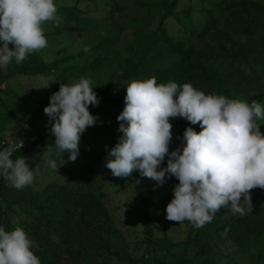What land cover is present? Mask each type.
<instances>
[{
	"label": "trees",
	"instance_id": "trees-1",
	"mask_svg": "<svg viewBox=\"0 0 264 264\" xmlns=\"http://www.w3.org/2000/svg\"><path fill=\"white\" fill-rule=\"evenodd\" d=\"M84 1L94 4V10L82 9L79 5L56 6L59 23L43 22L45 38L79 34L87 27L93 28L101 18L99 4L107 6L103 19L109 26L98 38L86 41L79 53L68 59L60 57L45 62L43 70L34 69L31 73L51 80L62 69L66 73L64 80L69 81L83 77L88 69L93 74L102 72L107 65L111 71L104 77L105 84L97 82L94 87L99 103L88 106L89 112L97 117L96 123L81 134L75 161L68 160L67 152L57 155V169L50 168L46 173L57 174L58 180L42 177H46L42 166L44 152L48 147H55L52 134L40 141L39 150L32 147L23 150L29 153L26 162L33 171V181L16 189L19 199H5L0 190V226L6 231L20 227L30 239L31 250L40 264H264V205L257 202L262 188L249 190L250 211L246 206L241 215L224 206L202 227L190 223L183 240H173L165 231L160 238L154 232L152 213L164 203L161 200L163 204L156 202L151 206L143 180L136 176L132 180L131 199L141 213L139 243L144 245L143 255L138 257L120 251V231L106 205V194L96 183L107 152L122 135L118 131L121 122L116 117L124 106L125 87L132 80L155 77L157 84L191 83L205 94L259 101L264 96V19L259 14L253 17L243 11L236 0ZM257 2L264 7V0ZM225 17L230 21L226 27L221 23ZM192 18L203 20L194 32L189 28ZM168 19L175 20L179 35L189 33L191 37L180 40L178 36H171L165 26ZM215 27L231 38L233 45H218L216 41L212 45L214 50L191 51V46L202 45L201 31L207 34ZM247 27L257 33L248 36L244 32ZM121 35L125 36L122 40ZM68 60L75 62L65 66ZM24 74V68H17L7 77ZM0 93L11 100L10 105H2L3 109L13 116L28 118L30 123L43 116L51 96L39 93L44 99L32 108L27 104L31 93L17 96L3 88ZM170 123L169 151L182 143L185 127L200 131L199 124L190 125L180 117L170 118ZM257 123L264 134V120ZM166 161L167 157L161 167L166 166ZM36 176L41 178V183L35 181ZM177 247H181V255L175 252ZM189 247L196 249L190 258L185 255Z\"/></svg>",
	"mask_w": 264,
	"mask_h": 264
},
{
	"label": "clouds",
	"instance_id": "clouds-1",
	"mask_svg": "<svg viewBox=\"0 0 264 264\" xmlns=\"http://www.w3.org/2000/svg\"><path fill=\"white\" fill-rule=\"evenodd\" d=\"M59 19L55 0H0V69L45 48L42 24ZM125 88L124 106L116 117L122 135L104 160L113 176L129 177L136 170L157 186L167 176L175 177L178 183L166 205V219L187 220L197 228L224 206L241 215L246 206L251 210L249 190L264 189V134L257 123L264 120V104L205 94L191 83L157 84L155 77L134 79ZM98 103L91 80L84 77L60 83L49 97L43 112L55 151L67 152L69 161L77 158L81 134L96 123L88 106ZM176 117L199 124L200 131L185 127L182 143L169 151L170 118ZM21 147L20 142L0 149V178L18 190L33 181L25 158H10ZM53 152L48 147L44 156L46 165L56 170ZM0 264H40L20 227L6 231L0 226Z\"/></svg>",
	"mask_w": 264,
	"mask_h": 264
},
{
	"label": "rangeland",
	"instance_id": "rangeland-1",
	"mask_svg": "<svg viewBox=\"0 0 264 264\" xmlns=\"http://www.w3.org/2000/svg\"><path fill=\"white\" fill-rule=\"evenodd\" d=\"M235 2L242 8L243 11L251 13L253 17L255 14H259L260 17L264 19V7L262 4L258 3L257 0H236ZM55 4L56 6L79 5L82 9L84 8L89 11H93L95 7L94 4L92 5L91 3H88L84 0H55ZM99 9L101 18L98 19L97 23L95 21L96 27H87L89 29L85 28L84 31L79 34L65 33L57 37H47V46L45 48L39 51H34L30 54H26L25 59L20 63H16L13 60L9 65L0 69V88L8 90L9 92L11 91L12 94L17 96H24L26 93H31L32 95L27 98V104L34 108L37 106L39 100L44 99V97L39 95V93H46L45 95H50L58 90L60 83L70 84L78 81L81 77L75 78L74 80L71 79L69 81L64 80L66 73H64L62 69L59 70L57 75L52 76L53 78L51 80L49 78L46 79V77L43 75H35L31 73V71L34 69L43 70V63H50L60 57L68 59V56L79 53L86 41L98 38V35L101 33V31L106 30V28L109 26L108 21L103 19L107 10V6L99 4ZM192 19L193 23L189 26V28H191L190 31L194 32L196 26H199L203 20L196 21L194 18ZM235 21H237V19H235ZM221 23L226 27L230 24V21L225 17L224 19L221 18ZM113 25L115 28H117L116 24ZM165 26L171 36H178L180 40L183 38L189 39L191 37V34L189 33H186L185 35H179V26L173 19L166 20ZM42 29L44 32L45 28L43 26ZM244 32L248 36L252 37L257 33L248 27L245 28ZM123 33L130 32L124 31ZM208 33L204 34L201 31L200 34H203V36L199 35V38L202 45L191 46V51H194L198 48H210V50H214L212 45L213 43H217L216 41H219L218 45L223 44L227 47H231L233 45L232 39L224 36L225 34L222 33L219 27H215V29L209 31ZM258 33L262 34V31L259 30ZM122 37L125 36L121 35L120 40L124 39ZM120 42L122 43V41ZM120 42L117 43V45H119L117 46L118 49H120ZM10 46L12 47L11 44H9V48H11ZM77 61L78 58L76 62ZM73 62L75 61L68 60L64 65L67 66ZM17 68H24L26 70V74L7 77L10 75V72ZM110 71L111 70L107 67V65L104 67L102 72L100 71L95 74L90 72L88 69L83 77L89 78L91 80L93 91L96 92L94 89L95 83L103 82L105 75L107 76ZM102 84H105V82ZM258 102L264 104V96ZM10 103L11 100H9L4 94L0 93V138L7 140H19L24 143V150L29 147H32L35 151L39 150L40 141L43 138L51 135V124L48 123V116L44 113L39 119L35 120L33 123H30L28 118L13 116V114L7 113L3 109L2 105H10ZM53 149L54 152L52 158L56 159L60 152L55 151V147H53ZM17 156H23L26 160L28 159L29 153L22 151L20 154H16V157ZM42 166L44 167L46 175V177L43 175V178H46L49 181H55L59 179L57 174L46 173L47 171H50V167L46 165L45 158L42 161ZM136 176H139L143 180L142 182L145 190L148 192L149 204L151 206H153L156 202H158V205L164 203L162 208H156L152 213L154 232L157 234V237L160 238L162 231H165L166 234L173 240H183L186 236V230L189 228L190 222L185 220L179 223L166 219L165 208L173 196L172 189L174 185L178 183V180L175 177H167L162 186H157L156 181L152 180L151 178L141 176L136 170H134L129 177H115L111 174L109 169L102 165L98 169L96 183L97 187L106 194V205L112 212V215L116 221V226L120 231L118 242L119 249L128 256L134 255L140 257L143 255L144 251V245L139 243V241L142 240L141 213L134 203L132 204L131 199L133 196L132 180ZM35 181L38 183L42 182L39 176L38 178L36 176ZM0 190L2 196L5 199L12 200L20 198V196L16 193V189L11 186L10 182L3 178H0ZM259 193L260 194L257 195V202L260 206H262L264 205V189H262V192ZM161 200H163V203H161ZM195 250V247H189L187 248L185 255L190 258L193 256ZM175 252L181 255V247L175 248ZM115 263L119 262L115 261Z\"/></svg>",
	"mask_w": 264,
	"mask_h": 264
},
{
	"label": "built area",
	"instance_id": "built-area-1",
	"mask_svg": "<svg viewBox=\"0 0 264 264\" xmlns=\"http://www.w3.org/2000/svg\"><path fill=\"white\" fill-rule=\"evenodd\" d=\"M21 141L19 140H7V139H0V149L6 148L9 145H18ZM22 147L19 148L16 152H13L11 157L13 160L15 159L16 154H20L24 150V143L21 142Z\"/></svg>",
	"mask_w": 264,
	"mask_h": 264
}]
</instances>
